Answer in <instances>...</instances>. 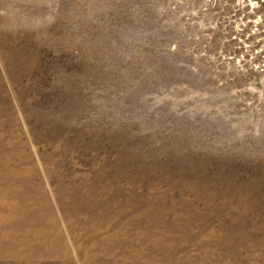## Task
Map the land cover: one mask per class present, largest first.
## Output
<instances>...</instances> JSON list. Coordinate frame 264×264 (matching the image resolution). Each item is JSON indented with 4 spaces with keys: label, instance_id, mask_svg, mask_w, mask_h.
I'll use <instances>...</instances> for the list:
<instances>
[{
    "label": "rangeland",
    "instance_id": "rangeland-1",
    "mask_svg": "<svg viewBox=\"0 0 264 264\" xmlns=\"http://www.w3.org/2000/svg\"><path fill=\"white\" fill-rule=\"evenodd\" d=\"M0 264H264V0H0Z\"/></svg>",
    "mask_w": 264,
    "mask_h": 264
}]
</instances>
